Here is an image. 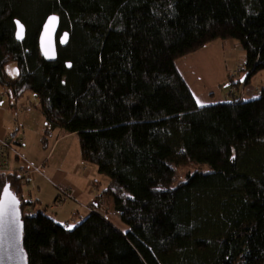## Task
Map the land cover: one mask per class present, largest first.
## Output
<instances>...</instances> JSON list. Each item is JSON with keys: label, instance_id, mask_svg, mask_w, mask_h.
Returning <instances> with one entry per match:
<instances>
[{"label": "trees", "instance_id": "trees-1", "mask_svg": "<svg viewBox=\"0 0 264 264\" xmlns=\"http://www.w3.org/2000/svg\"><path fill=\"white\" fill-rule=\"evenodd\" d=\"M55 14L70 42L51 63L39 39ZM216 41L244 49L241 84L264 73V0H0L3 95L14 109L33 94L46 135L79 137L128 228L95 210L73 229L32 214L25 170L0 174V198L8 187L21 203L29 264H264V86L200 108L176 66Z\"/></svg>", "mask_w": 264, "mask_h": 264}, {"label": "crops", "instance_id": "crops-1", "mask_svg": "<svg viewBox=\"0 0 264 264\" xmlns=\"http://www.w3.org/2000/svg\"><path fill=\"white\" fill-rule=\"evenodd\" d=\"M236 45L237 44L233 41H216L205 46L198 52L181 58L176 62L179 73L190 88L200 108L228 103V98L232 102L238 97H242L245 101H249L259 95V88H252L249 86L251 81L249 84L245 85L240 83L242 80L234 79L242 72L235 73L237 66L233 68V65L228 62L227 57H229L228 54L231 56V53H234L237 47ZM238 82V86L230 87L231 84ZM223 88L226 89V95L222 90ZM232 89L235 91L236 97L231 96ZM19 102L20 100L16 103V107L12 109L11 103L6 96H1L0 137L5 138L11 135L12 137L10 138H14L16 137V132L23 130L24 136L21 138L16 137V139L23 138L24 140L21 146L22 152H24V144L27 143L25 130H27V132L31 129L35 130L37 135L40 134L39 139L42 135L40 143L42 146H46V148L49 146L50 142L53 143L48 156H46L43 160L44 162L42 161L39 165L43 166V170L42 174L38 175H40V178L43 177V179L41 178V180L39 178V180L36 181L35 175L37 174L25 176L26 171L24 172L25 184L23 187V198L27 202L34 203L29 208L31 213L34 214L40 211L49 216L47 211H50L54 213V216L56 215L55 217L49 216L50 218L54 219L58 224L69 228L70 222L73 223L76 218V221L78 220L79 222L87 218L91 214L88 207L89 205H93L95 211L112 223L118 230L123 233L127 232L128 228L121 222L120 217L114 210V200L104 195V192L109 186V180L106 183V188L102 189V183L99 181L100 173L98 169L84 161L76 162L75 164L70 163L71 167L67 169L61 167L62 165H57L55 167H49L47 165V159L57 151L61 143L67 140V137L72 135H66L60 130L51 131L46 135L45 118L39 110L34 111V107L33 110L25 111L20 117L21 121L16 120L18 122L16 125L13 119V113L18 111ZM34 125H37L38 128L35 129ZM27 156L26 158L30 161L31 157L29 153ZM38 162L39 161H36V163ZM45 181L47 185L43 184ZM27 184L30 186L35 184V197L31 195L28 196L29 199L25 197L24 192ZM44 185L49 188L50 195L47 200L50 201L45 200L46 195L43 194L45 192L43 189ZM62 189L70 191L74 196V200L68 201L65 209L57 213V210L52 209V205L59 197L60 190ZM73 224L76 225L78 223L74 222Z\"/></svg>", "mask_w": 264, "mask_h": 264}, {"label": "rangeland", "instance_id": "rangeland-1", "mask_svg": "<svg viewBox=\"0 0 264 264\" xmlns=\"http://www.w3.org/2000/svg\"><path fill=\"white\" fill-rule=\"evenodd\" d=\"M236 46L237 47H236V50L234 51V53L232 52L231 56H230V54H228L229 57H227V59H228V62H230V64L233 65V68H235L237 66L235 73H239L238 69L240 67L243 68V66L246 63V53H245L244 49L242 48V46H240L238 44ZM5 71H6V74L8 75V77L11 79H17L19 76L18 66L14 63L7 65L5 68ZM244 78H245L244 74L241 73L239 76H237L234 79L243 80ZM249 86L252 88H259L261 90L262 87L264 86V73L263 72L258 73L255 77H253V79L251 80V84ZM222 90L224 91V94L226 95V89L223 88ZM259 95H260V93H259ZM259 95H257L256 97H258ZM1 96L3 97V89L0 86V99H1ZM227 100L229 101V102L227 101L228 103L232 102L229 98ZM31 105L32 106L34 105V107H35L34 111L39 110L38 100L35 98V96L33 94H28L27 96H25L24 98H22L20 100V102L18 104V109H17L18 111L13 113V119L17 120V121H21L20 117L22 116V114L25 111H28V109L31 108ZM31 110H33V108ZM33 123H35V122H33ZM30 124H32V123H30ZM34 126H35V129L38 128L37 125H34ZM25 133H26L25 135H26L27 143L24 144V152L21 151L22 147L19 148L20 154H21L23 160L25 161L27 159L26 157H28L27 154L29 153V156L31 157L30 161L28 159L26 161L31 166H39L42 163V161L45 159V157L48 156L49 151H50L53 143L50 142L49 146L46 148V146L44 147V145L42 146L40 143V139L42 138V135H41V138L39 139L40 134L37 135V133L33 129H31L29 132H27V130H25ZM23 134H24L23 130H20V131L16 132V137L21 138L24 136ZM8 137L10 138L12 136L8 135ZM16 137L12 138L13 141H14V139H16ZM24 161H22L20 163L18 162V163L20 165H22L23 167H27L26 164H24ZM36 161H39V162L36 163ZM80 161L83 162L82 156H81L79 137L77 135H72V136L67 137V140L63 141L61 143V145L57 149V151L55 153H53V155L47 159L48 164L47 163L46 164L49 167H52V166L55 167L57 165H62L61 167L67 169L68 167H71L70 163L75 164L76 162H80ZM92 166L97 169L96 166H94V165H92ZM200 169H207V167L198 166V167H193V168H189V169L179 171L177 174V177L175 179L174 186H176L180 182H184L186 180V176L188 174H193V173L199 172V171H201ZM39 176L40 175H38V174L35 175L36 181L39 180V178H40ZM41 178L43 179V177H41ZM99 181L102 183V186H101L102 189H105L107 186L106 183H107L108 179L105 176L100 174ZM43 184L47 185L46 181ZM43 189L45 190V192L43 194L46 195L45 200H47V199H49V195H50L49 194V188L44 185ZM24 195L27 199H29L28 196H30V195L32 197H35V195H36L35 184H32L31 186L29 184H27L25 186ZM47 201H50V200H47ZM44 203H47V202H44ZM66 205H67V203H66ZM66 205H65V207H66ZM65 207H64V209H65ZM88 208L90 211L95 210L93 205L92 206L89 205ZM57 211H58L57 213H59V211H61V210H57ZM47 214L49 216H52V217L56 216V215L54 216V213H52L50 211H47ZM76 219L73 221V223L74 222L75 223L81 222V221L79 222L78 220L76 221ZM73 223L70 222L69 229H73V227L75 226Z\"/></svg>", "mask_w": 264, "mask_h": 264}, {"label": "water", "instance_id": "water-1", "mask_svg": "<svg viewBox=\"0 0 264 264\" xmlns=\"http://www.w3.org/2000/svg\"><path fill=\"white\" fill-rule=\"evenodd\" d=\"M60 29V17L55 14L46 20L40 35L41 54L51 63L58 59V47L66 48L70 42V34L66 31L60 32ZM25 35L26 29L19 22L17 40L24 41ZM68 68H71L70 64ZM23 235L21 203L6 187L0 198V264H29L23 245Z\"/></svg>", "mask_w": 264, "mask_h": 264}, {"label": "built area", "instance_id": "built-area-1", "mask_svg": "<svg viewBox=\"0 0 264 264\" xmlns=\"http://www.w3.org/2000/svg\"><path fill=\"white\" fill-rule=\"evenodd\" d=\"M239 73L242 72V68L238 69ZM33 106L28 110H31ZM15 124L18 122L15 120ZM23 139H13L9 137H0V174H13L19 170H25V176L32 174H42L43 166H31L26 160L24 161L19 148L23 145ZM24 161L27 167H23L19 163ZM19 162V163H18ZM70 200H74V196L70 191L60 190V195L54 202L52 208L54 210H63L66 203Z\"/></svg>", "mask_w": 264, "mask_h": 264}, {"label": "snow or ice", "instance_id": "snow-or-ice-1", "mask_svg": "<svg viewBox=\"0 0 264 264\" xmlns=\"http://www.w3.org/2000/svg\"><path fill=\"white\" fill-rule=\"evenodd\" d=\"M17 23H19V22H17Z\"/></svg>", "mask_w": 264, "mask_h": 264}]
</instances>
